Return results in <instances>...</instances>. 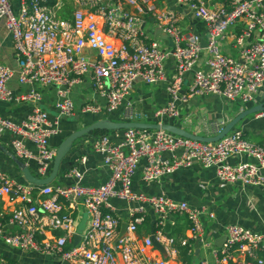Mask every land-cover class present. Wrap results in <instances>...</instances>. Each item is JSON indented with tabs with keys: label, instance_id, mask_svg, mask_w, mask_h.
<instances>
[{
	"label": "built area",
	"instance_id": "1",
	"mask_svg": "<svg viewBox=\"0 0 264 264\" xmlns=\"http://www.w3.org/2000/svg\"><path fill=\"white\" fill-rule=\"evenodd\" d=\"M77 1L79 7L72 17L65 18L59 13V2L51 5L48 0H21L15 10L11 0H0V24L4 22L10 32L18 60L17 72L8 64H0V101L32 104L31 112L22 121L0 115V131L12 134L13 151L29 165L34 162L40 177L52 170L56 148L50 140L61 132V120L77 111L73 89L87 80L94 93L106 102L85 100L80 111L102 116L123 105L126 113L134 111L137 116L132 103L127 102L136 80L142 78L148 84L167 80L169 102L155 111L156 121L160 122L180 118L181 104L195 96L216 94L249 104L264 83V0H175L188 15L205 23L203 32L184 30L180 25L182 14L171 7H159L156 0ZM124 4L135 11L127 10ZM146 13H151L157 25L173 39V47L162 44L160 39H146ZM236 27L238 31L231 29ZM110 37L121 38V44ZM229 37L239 48L238 57L223 51L221 40ZM86 47L96 52V59L85 53ZM171 57L175 59L176 72L168 79L166 62ZM202 58L203 66L195 67ZM192 69V82L183 93L185 75ZM16 73L20 84L30 86L28 90L15 92L9 87ZM40 86L56 88L54 117L41 105ZM224 125V121L205 123L204 133H196L213 135ZM112 132L117 139L109 132L98 135L93 143L94 151L110 170L108 179L99 185L85 183V174L77 165L66 173L73 182L43 186L17 182L0 167V200L12 194L22 202L6 222H0V241L11 248L57 254L72 264H120L118 255L123 264H171L168 257L151 258L148 247L154 245V235L166 248V256L174 255L178 240L168 233L166 225L173 214H185L199 244L208 248L218 263L264 264V232L228 224L225 243L215 247L204 231L203 217L214 216L207 207H194L164 193L148 194L133 188L142 160L145 164L141 178L145 182L161 181L176 169L198 162L214 167L224 182L264 186V144L249 140L236 129L214 142L165 129ZM178 150L180 153L174 154ZM164 152L173 155L164 157ZM238 155H247L254 161L233 163L231 158ZM80 160L86 161V157ZM34 192L40 199L34 197ZM112 198L130 205V220L123 235L122 219L114 211ZM62 199L80 202L90 216V226L77 244H73L75 218L63 212ZM148 206L156 216L153 232L140 243L137 231L147 218ZM5 215L0 209V217ZM9 225L20 230L10 233ZM58 229L63 233L53 241L39 238ZM179 239L184 245L190 244L186 237ZM0 264L10 263L0 255ZM202 264H208L207 259Z\"/></svg>",
	"mask_w": 264,
	"mask_h": 264
},
{
	"label": "crops",
	"instance_id": "2",
	"mask_svg": "<svg viewBox=\"0 0 264 264\" xmlns=\"http://www.w3.org/2000/svg\"><path fill=\"white\" fill-rule=\"evenodd\" d=\"M124 2V0H113ZM59 2L61 8L60 15L67 14L65 18H71L73 12L79 7L77 0H54L55 4ZM12 6L15 10L19 9L21 0H11ZM156 3L161 8L171 7L182 14L181 22H186L184 30H194L196 32H203L205 30V23L202 20L192 18L186 11L176 4L175 0H156ZM129 11H135L133 6L124 4ZM62 13V14H61ZM145 17L144 33L146 39H160L162 44L169 46V41L157 34L156 20L151 13L143 14ZM238 31L239 27L231 28ZM110 39L120 45L121 38L110 37ZM223 51L233 56H239V48L233 45L231 37L222 38ZM85 53L92 59L97 58L94 50L86 47ZM0 64H8L16 72L18 70V60L13 46V40L4 22L0 24ZM204 59L202 58L195 67L203 66ZM168 79L176 72V62L173 57L166 62ZM194 75V69L188 71L185 75L184 88L191 84ZM9 87L15 92H22L29 89L28 84H20L17 73L9 81ZM39 89L43 93V101L41 105L47 109L51 117L57 114L55 103L57 101L56 88L53 86H40ZM72 95L76 101L77 111L73 116L63 118L61 120V132L54 135L50 142L55 148L67 137L70 133L75 131L78 126L84 127L101 117H109L117 120H124L122 118L125 106L109 112L106 115L97 114H83L80 108L85 100H95L105 104V99L94 93L91 82L87 80L84 85L78 84L74 87ZM170 95L167 90V80H161L155 84H148L142 78H138L134 84L132 92L129 94L127 102H131L134 110L137 111L138 120L140 121H156L155 111L168 104ZM264 102V83L260 87L256 99L249 104H242L239 101H229L226 98L216 95L208 94L191 98L188 102L181 104L180 118H167L166 121L175 122L185 127L183 116L205 117L212 121H224L225 124L235 117L239 112L245 108ZM32 110L31 103H14L0 101V115L11 118L14 121H22L27 118ZM186 128V127H185ZM242 131L246 137L255 142L264 144V112L256 113L248 116L242 120L235 128ZM193 132H203L200 127H195ZM112 137H117L110 131ZM98 137L97 133L86 135L77 140L72 150L65 157L62 162L60 173L58 177L51 184H67L73 182V179L66 176V173L72 166H79L84 172V182L90 185H99L104 183L110 176L109 168L103 163L101 156L94 151L93 143ZM12 134L8 131H0L1 142L10 150ZM33 147L32 144H29ZM180 153L175 152L174 154ZM173 153L164 152V157H171ZM86 157V161L80 160ZM254 161L252 157L247 155L233 156L231 161L238 163L240 161ZM30 164L34 165V162ZM145 161L142 160L133 179V188L135 191H141L148 194H166L173 199L180 201H187L194 207H207L209 212L214 214L213 217L206 215L203 217L204 231L206 236L212 240L215 247H222L226 241V226L228 224H239L246 228L257 232H264V186L243 185L241 183H229L220 180L216 174L214 167H205L202 164L195 162L188 167H180L175 171L167 174L161 181L145 182L141 178L142 167ZM0 167L12 179L17 182H26L21 170L16 166L13 160L4 152L0 150ZM34 197H38L37 192H34ZM63 205V212L71 214L75 218V233L73 244L81 240L82 235L90 226V216L80 202L77 204L69 201L61 200ZM21 199L12 194L4 195L0 200V209L7 216L19 205ZM111 204L122 219V226L130 220L129 203L125 200L112 198ZM156 216L151 207L148 206V215L143 224L138 227L137 235L140 243L151 235L153 232V221ZM148 220V221H147ZM171 226L168 233L177 238L175 248L177 252L174 255L166 256L161 248L155 243L152 247H148V255L151 258L159 259L168 257L171 264H184L181 259V248L188 247V252L191 255V264H202V261L207 259L208 264H220L216 257L211 254L208 248H204L199 244V239L194 236L190 229V222L185 214H173L171 216ZM8 232L16 233L20 230L19 227L9 225ZM122 231V227H121ZM62 230H50L40 235L41 240L53 241L61 236ZM39 236V237H40ZM180 237H186L189 240V245L182 244ZM76 243V244H77ZM221 244V246H220ZM70 245V244H68ZM0 255L3 256L10 264H60L57 254L43 253L36 250H21L11 248L0 241ZM118 261L123 264L121 256L118 255ZM232 264H238L234 262Z\"/></svg>",
	"mask_w": 264,
	"mask_h": 264
},
{
	"label": "water",
	"instance_id": "3",
	"mask_svg": "<svg viewBox=\"0 0 264 264\" xmlns=\"http://www.w3.org/2000/svg\"><path fill=\"white\" fill-rule=\"evenodd\" d=\"M157 34H160L162 38L167 39L169 41V45L173 47L174 45L173 39L169 36V34L164 32L162 28L160 27L157 28ZM202 44L203 46H206L207 42L205 39L202 40ZM186 90L187 88H184L183 93H185ZM195 99H198V96H195ZM261 112H264V102L249 106L244 110H242L241 112H239L231 120H229L218 133L213 135L199 134L191 130H188L182 125L169 121L160 122V121H140V120H117L109 117H101L84 127L78 126L75 131H73L67 137L64 138V140L56 148V156L53 161L52 170L45 177L38 176L27 162L20 159L15 154V152L7 148L1 142V140H0V150L5 154H7L13 160L16 166L21 170L25 181L30 182L37 186H43L52 183L58 177L63 160L72 150L77 140L83 138L86 135L93 134L95 130L115 131V130L129 129V128L165 129L172 133L184 137H188L191 139H195L203 142H214L222 139L225 135L233 131L238 126V124L248 116ZM170 226H171V222H168L166 225L167 231L170 230ZM127 228H128V223H124L122 226L121 235H123L127 231ZM152 238H153V242L159 248H161V250L165 254H167L164 245L161 244L154 235L152 236ZM76 243L77 242H75V244ZM58 261L60 262V264H72L69 260L63 259L62 257H58Z\"/></svg>",
	"mask_w": 264,
	"mask_h": 264
},
{
	"label": "rangeland",
	"instance_id": "4",
	"mask_svg": "<svg viewBox=\"0 0 264 264\" xmlns=\"http://www.w3.org/2000/svg\"><path fill=\"white\" fill-rule=\"evenodd\" d=\"M185 23L186 22H180V25L181 27L184 29L185 27ZM137 113V111H135ZM134 114V111L132 112H128L126 113L125 109L123 111V114L121 115L122 118L124 119H127V117H136V118H140L139 116H135L133 115ZM183 122L185 123V127L188 129V130H193L194 126L195 127H200L202 130H206V127H205V123L206 124H209V123H212L214 122L215 120H208V118H205V117H195V116H183ZM239 125V124H238Z\"/></svg>",
	"mask_w": 264,
	"mask_h": 264
},
{
	"label": "trees",
	"instance_id": "5",
	"mask_svg": "<svg viewBox=\"0 0 264 264\" xmlns=\"http://www.w3.org/2000/svg\"><path fill=\"white\" fill-rule=\"evenodd\" d=\"M48 3L49 4H53L54 3V0H48ZM62 14V13H61ZM63 17H65V16H67V14H63L62 15ZM110 131H106V130H95L94 132H93V134L94 133H97L98 135H100V134H104V133H109ZM244 136L246 137V135L244 134ZM247 138V137H246ZM30 167L35 171V168H34V166L32 165V164H30ZM9 216H6L5 215V217H0V222H6L7 221V218H8ZM188 218V217H187ZM189 220V219H188ZM148 221V220H147ZM189 222H190V220H189ZM190 226H191V223H190ZM39 238H41V236L39 237ZM70 247V245H67L66 246V248H69ZM189 248L188 247H182L181 248V256H180V259H181V261L184 263V264H191V255H189L188 254V252H189Z\"/></svg>",
	"mask_w": 264,
	"mask_h": 264
}]
</instances>
